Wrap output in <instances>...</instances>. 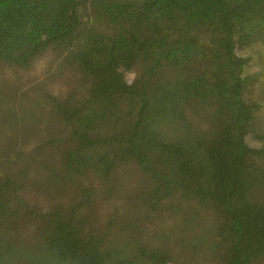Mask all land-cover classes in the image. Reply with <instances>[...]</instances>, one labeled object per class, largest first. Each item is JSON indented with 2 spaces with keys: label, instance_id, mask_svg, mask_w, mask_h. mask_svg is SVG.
I'll list each match as a JSON object with an SVG mask.
<instances>
[{
  "label": "trees",
  "instance_id": "trees-1",
  "mask_svg": "<svg viewBox=\"0 0 264 264\" xmlns=\"http://www.w3.org/2000/svg\"><path fill=\"white\" fill-rule=\"evenodd\" d=\"M11 73L0 264H264V0H0Z\"/></svg>",
  "mask_w": 264,
  "mask_h": 264
},
{
  "label": "rangeland",
  "instance_id": "rangeland-1",
  "mask_svg": "<svg viewBox=\"0 0 264 264\" xmlns=\"http://www.w3.org/2000/svg\"><path fill=\"white\" fill-rule=\"evenodd\" d=\"M43 67L45 66V63L42 64ZM50 65V63H49ZM38 72H42V68L41 70L39 69ZM9 73V72H8ZM14 75H12V73L10 74V78L7 82H1L0 83V90L2 91H6V92H13L14 88H16V86H18L20 83H22L21 78L17 75H15L16 73H13ZM41 74V73H40ZM145 76L144 70L142 68L137 69L133 74L128 75L127 76V80L130 84H132L135 87H140L142 84V80ZM13 142V139L8 140L7 137H0V166H3V164L6 165V161L3 159L5 157L8 156H12L15 154L14 151H16V148L20 146L21 147H26V150L31 146L34 145V143L37 142V138L32 136L30 137L29 135L24 134L21 142L16 143L15 145H10V143ZM15 142V141H14ZM13 142V143H14ZM255 144V143H253ZM2 159V160H1ZM255 167L257 169V177H258V184L259 187L262 188L264 186V163H260V164H255ZM209 218H206V224L208 225L207 227L214 229V231L218 232L221 229L220 226H222V224L220 223V221H217L216 219L208 216ZM169 223L165 224V227H167L166 225H168ZM154 246L156 248H158V244L166 242V239L163 237H161L159 235V237L154 236ZM148 264V263H145ZM172 264V263H170Z\"/></svg>",
  "mask_w": 264,
  "mask_h": 264
}]
</instances>
